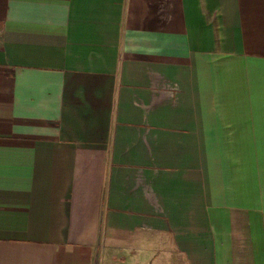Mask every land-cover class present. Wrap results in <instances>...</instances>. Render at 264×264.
<instances>
[{"label":"crops","instance_id":"crops-1","mask_svg":"<svg viewBox=\"0 0 264 264\" xmlns=\"http://www.w3.org/2000/svg\"><path fill=\"white\" fill-rule=\"evenodd\" d=\"M0 264H264V0H0Z\"/></svg>","mask_w":264,"mask_h":264}]
</instances>
